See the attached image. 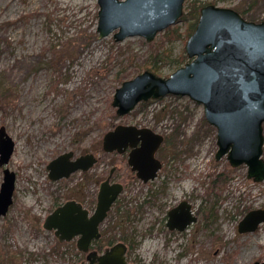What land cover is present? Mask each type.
Masks as SVG:
<instances>
[{"label":"rangeland","instance_id":"obj_1","mask_svg":"<svg viewBox=\"0 0 264 264\" xmlns=\"http://www.w3.org/2000/svg\"><path fill=\"white\" fill-rule=\"evenodd\" d=\"M190 2L185 1L184 12L189 13ZM202 2L245 10L240 13L248 20L264 19V0ZM98 10V0H0V126L16 143L7 165L16 173L13 203L0 217V264L85 261L77 237L61 241L43 224L69 199L92 212L100 182L114 165L115 180H127L119 197L124 211L114 204L101 223V247L92 246L98 252L112 239L131 241L126 252L131 264L262 261L264 222L243 233L238 223L249 210L264 208V179L249 178L247 165L232 166L226 155L216 158L217 130L205 118L203 104L171 93L140 101L123 115L112 104L116 88L157 53L166 58L156 72L164 77L189 60L174 61L186 54L196 18L190 14L152 41L140 35L117 41L118 28L99 37ZM119 123L166 135L163 176L148 184L132 180L123 157L103 151L104 134ZM67 151L93 152L99 160L87 171L51 179L48 163ZM3 169L0 165V188ZM161 179L169 183L160 193ZM183 199L192 203L198 219L183 232L172 231L162 202L173 206Z\"/></svg>","mask_w":264,"mask_h":264},{"label":"water","instance_id":"obj_2","mask_svg":"<svg viewBox=\"0 0 264 264\" xmlns=\"http://www.w3.org/2000/svg\"><path fill=\"white\" fill-rule=\"evenodd\" d=\"M185 0H98L99 37L114 32L117 41L140 35L152 41L156 35L177 23L184 13ZM189 60L169 76L145 69L126 79L115 90L112 104L116 113L130 112L140 101L167 94L188 95L203 104L207 121L217 130L216 158L226 155L232 166L247 165V176L264 179V19H246L231 7L209 3L200 8L194 31L185 43ZM140 145L138 146V142ZM163 135L149 127L117 124L103 136L106 151H125L132 147L129 163L148 181L154 178L161 162L155 152ZM15 140L5 125L0 126V165L4 177L0 188V217L13 203L16 173L7 165ZM73 151L57 155L48 163L49 177H69L77 170H88L97 158L92 152L71 159ZM123 184L109 179L100 184L97 204L91 212L81 202L69 199L50 212L44 227L54 229L59 240L77 237L79 250L86 252L81 264H131L127 245L116 242L103 252L91 249L101 237L100 225L123 191ZM186 200L169 211L168 225L184 230L197 220ZM264 222V208L249 210L238 223L239 232H251ZM253 264H264L255 261Z\"/></svg>","mask_w":264,"mask_h":264},{"label":"flooded vegetation","instance_id":"obj_3","mask_svg":"<svg viewBox=\"0 0 264 264\" xmlns=\"http://www.w3.org/2000/svg\"><path fill=\"white\" fill-rule=\"evenodd\" d=\"M139 127H142V126H139ZM155 132V131H154ZM156 133H158V132H156ZM158 134H161V135H163V141H162V143H161V145L158 147V149L156 150V152H155V158L156 159H158L160 162H161V166H160V168L157 170V174H156V176L154 177V178H151V179H149L148 181H145L143 178H141L138 174H137V170H133L132 169V165L129 163V157H130V152H131V150H132V147H130V146H128L127 147V149L125 150V151H118V150H113V151H106L104 148H103V141H102V149H103V151L105 152V153H109V154H112V155H120L121 157H123V159L125 160V162H126V164H127V166H128V168H129V174H130V178L132 179V180H138V181H140V182H142V183H144V184H148V182H151V181H153L154 179H156L159 175L160 176H163L164 174H162V169L164 168V166L166 165L165 163V160L162 158V156H161V151H162V149H163V147H164V144H167V137H166V135H164V134H162V133H158ZM140 145V141L138 142V146ZM163 146V147H162ZM68 152V151H67ZM86 153H88V152H86ZM93 153V152H92ZM85 154V153H84ZM94 155L96 156V158H97V160H96V162L93 164V166L98 162V160H99V158H98V156L94 153ZM79 156V155H78ZM78 156H75V154H74V152H73V155L71 156V159H74V158H76V157H78ZM92 166V167H93ZM91 167V168H92ZM91 168H89V169H91ZM118 167H117V165H114L111 169H110V171H109V173H108V175L106 176V178L104 179V180H106V179H109V181L111 182V183H113V182H119V183H122L123 184V186L125 187V184H126V182H127V180L125 179V181H119V180H115V177H114V173H115V171H116V169H117ZM88 169V170H89ZM78 171V170H77ZM81 171H83V170H81ZM85 171H87V170H85ZM74 173V172H73ZM70 177V176H69ZM62 178H68V177H62ZM55 180V179H54ZM103 180V181H104ZM102 181V182H103ZM167 181V179H161V181H160V183H159V188H158V191L161 193V190L163 189V190H165L166 189V183H167V185H168V181ZM102 182H100V184L102 183ZM164 185V186H163ZM99 188H100V185H99ZM123 190H124V188H123ZM153 191V190H152ZM152 191H151V193H152ZM157 191V192H158ZM98 192H99V190H98ZM122 193V192H121ZM121 193L119 194V196H118V198L116 199V201L114 202V204H116V202L118 201V199H119V197H120V195H121ZM152 194H154V193H152ZM97 195H98V193H97ZM156 196H157V199L158 198H160L159 200H161V196H160V194L159 193H156L155 194ZM159 196V197H158ZM76 200V199H75ZM183 200H186V199H183ZM183 200H181V201H183ZM180 201V202H181ZM186 201H188L189 203H191L189 200H186ZM80 202V201H79ZM180 202H178V203H176L175 205H171V204H169V205H167V204H165V202H162V211H164L165 213H166V225H167V227L170 229V230H172V231H180V232H183L184 230H186L187 229V227L190 225V224H192V223H190L184 230H179V229H177L176 227L175 228H171L169 225H168V219H169V211L173 208V207H175L176 205H178ZM82 203V202H81ZM83 204V203H82ZM96 204H97V201H96ZM114 204L112 205V207L114 206ZM84 205V204H83ZM85 206V205H84ZM191 206H192V203H191ZM86 207V206H85ZM112 207H111V209H112ZM87 208V207H86ZM87 209H89V208H87ZM95 209V208H94ZM110 209V210H111ZM90 210V209H89ZM109 210V211H110ZM192 210H193V206H192ZM91 211V210H90ZM109 211H108V214H109ZM193 212L195 213V211L193 210ZM108 214H107V216H108ZM196 214V213H195ZM106 216V217H107ZM198 219V218H197ZM197 221V220H196ZM101 226V225H100ZM100 231H101V229H100ZM101 237H102V231H101ZM100 237V238H101ZM75 238V237H74ZM99 238V239H100ZM98 239V240H99ZM77 240V239H76ZM98 240H94L93 241V243H92V245H91V249H94V248H92V246L94 245V246H96V247H101V244L99 243L98 244ZM112 240V239H111ZM110 240V241H111ZM119 242V241H118ZM122 242H124V241H122ZM96 243H97V245H96ZM116 242H109V244H111V245H113V244H115ZM126 245H127V250H128V248L129 247H132L133 246V244L131 243V241H126V242H124ZM77 245V244H76ZM111 245H109L108 247H110ZM108 247H106V248H108ZM106 248H104V249H102L103 251L106 249ZM95 250H97V251H99L98 249H95ZM81 251V250H80ZM102 251V252H103ZM84 252V251H83ZM127 252V251H126ZM85 254H86V252H85ZM83 261H81V263H82ZM131 263V262H130Z\"/></svg>","mask_w":264,"mask_h":264},{"label":"trees","instance_id":"obj_4","mask_svg":"<svg viewBox=\"0 0 264 264\" xmlns=\"http://www.w3.org/2000/svg\"><path fill=\"white\" fill-rule=\"evenodd\" d=\"M189 4H190V7H189V5H187V7H189V13H188V11L184 12L181 19L185 20L186 18H188V16L190 14H193L194 17L196 18L195 23H193V27L195 28L196 23H197L198 18H199L200 8L203 6L204 3L202 2V0H191V2ZM240 12L242 14H244L245 10H241ZM190 34L188 35V37L190 36ZM186 58H187V55L184 52H182L180 57L176 58V60H174V59L173 60L176 61L177 63H183L186 60ZM165 60H166V58H164L163 54L161 55V53H157V55L154 57V59H152V61H150V63H147L145 65V69H151L152 71L157 72L159 70L161 64L163 62H165ZM116 204L119 205L118 207H119V209H121V211H124L121 199H118ZM125 211L129 212L128 210H125ZM109 242H111V241H109Z\"/></svg>","mask_w":264,"mask_h":264},{"label":"bare ground","instance_id":"obj_5","mask_svg":"<svg viewBox=\"0 0 264 264\" xmlns=\"http://www.w3.org/2000/svg\"><path fill=\"white\" fill-rule=\"evenodd\" d=\"M34 2V1H33Z\"/></svg>","mask_w":264,"mask_h":264}]
</instances>
